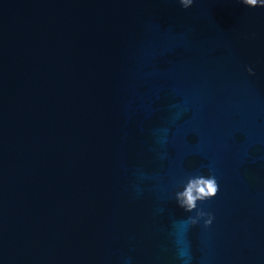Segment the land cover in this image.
<instances>
[{"label":"water","instance_id":"obj_1","mask_svg":"<svg viewBox=\"0 0 264 264\" xmlns=\"http://www.w3.org/2000/svg\"><path fill=\"white\" fill-rule=\"evenodd\" d=\"M210 174L191 225L176 193ZM180 251L264 264V7L0 0V264Z\"/></svg>","mask_w":264,"mask_h":264},{"label":"clouds","instance_id":"obj_2","mask_svg":"<svg viewBox=\"0 0 264 264\" xmlns=\"http://www.w3.org/2000/svg\"><path fill=\"white\" fill-rule=\"evenodd\" d=\"M194 2L195 0H179V3L185 9L191 7ZM241 2L251 7H264V0H241ZM248 72L250 74H254V69L249 66ZM219 190V184L214 174H210L208 176L196 175L195 177L190 178L188 184L185 186L184 191H178L176 193V200L181 208L187 212H196V215L187 218V223L195 225L203 217H207V219L204 221L205 226H210L213 223L214 216L211 213L204 211L203 208H198L197 201L211 199L218 194ZM179 255L182 258L186 257V254L183 251H180ZM190 259L191 257L187 256L185 258L184 264H188Z\"/></svg>","mask_w":264,"mask_h":264}]
</instances>
